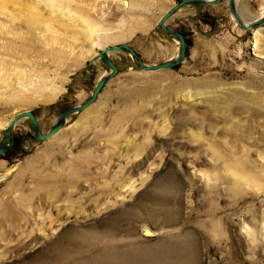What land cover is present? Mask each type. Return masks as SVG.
<instances>
[{
    "label": "rangeland",
    "instance_id": "obj_1",
    "mask_svg": "<svg viewBox=\"0 0 264 264\" xmlns=\"http://www.w3.org/2000/svg\"><path fill=\"white\" fill-rule=\"evenodd\" d=\"M0 0V264H264V0ZM214 1V0H204ZM259 30V31H258ZM13 142V144H12Z\"/></svg>",
    "mask_w": 264,
    "mask_h": 264
},
{
    "label": "water",
    "instance_id": "obj_2",
    "mask_svg": "<svg viewBox=\"0 0 264 264\" xmlns=\"http://www.w3.org/2000/svg\"><path fill=\"white\" fill-rule=\"evenodd\" d=\"M220 2H221V0H214V1L183 0L177 6H175L172 11H170L169 13H167L163 17V19L160 23L161 29L168 34L177 37L181 42L180 57L176 61L167 62V63L161 64V65H156V66H147L144 63L140 54L137 53L135 51V49L129 45L123 44V45L107 47L105 50L100 52V56L103 59L105 65L110 69L109 77L99 83V85L97 86V88L94 92L93 97L85 105L78 107V108H75V109H70V110L65 111L60 116V118H59L57 124L54 126V128L47 134L42 133L38 119H37L36 115L34 114V112H32V111H26V112L19 114L15 118L12 126H14V124L17 123L21 119L30 118L31 124L34 127L36 136L38 137L39 140L45 141V140L51 138L52 136H54L55 134H57L65 126L67 118H69L71 115H73L75 113L82 112L85 109H87L88 107H90L97 100L98 96L100 95V93L102 92V90L104 89V87L108 83V81L119 74L118 68L116 67V65L114 64V62L112 61V59L108 55L112 51H128L136 59V61L138 62L139 66L142 70L157 71V70H163V69H174L175 67L181 65L186 58V52H187V48H188L187 41H186L185 36L182 33L167 27L168 20L176 11L183 8L184 6L191 5V4L201 5V6H213V5H217ZM232 8H233V6H232ZM10 132H11V130H8L6 142L0 148V157H2L8 150L11 149V146H7L8 136L10 135ZM12 144H13V142H12Z\"/></svg>",
    "mask_w": 264,
    "mask_h": 264
},
{
    "label": "bare ground",
    "instance_id": "obj_3",
    "mask_svg": "<svg viewBox=\"0 0 264 264\" xmlns=\"http://www.w3.org/2000/svg\"><path fill=\"white\" fill-rule=\"evenodd\" d=\"M237 2H238V0H234L233 1V3H232V6H233V8H235L236 7V4H237ZM235 6V7H234ZM264 18V13L259 17V18ZM259 31V30H258ZM56 135V134H55ZM38 138V137H37ZM46 141V140H45Z\"/></svg>",
    "mask_w": 264,
    "mask_h": 264
}]
</instances>
